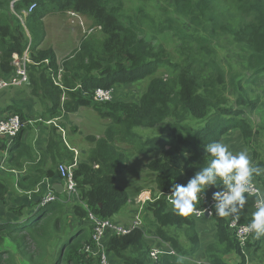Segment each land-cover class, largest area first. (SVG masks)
I'll return each instance as SVG.
<instances>
[{
    "label": "trees",
    "instance_id": "16d2710c",
    "mask_svg": "<svg viewBox=\"0 0 264 264\" xmlns=\"http://www.w3.org/2000/svg\"><path fill=\"white\" fill-rule=\"evenodd\" d=\"M32 3L36 7L28 12ZM56 12L85 15L102 38L84 36L61 63L54 47H41L47 32L44 18ZM173 43L176 52L168 49ZM225 43L235 49L244 68L230 76L220 59ZM27 48L37 63L29 66V94L50 104L46 113L51 118L90 107L112 122L103 136L89 139L92 147L75 171L76 201L55 192L57 199L42 205L44 190L32 203L12 208L20 221L0 223V264H100L99 256L84 252L93 232L88 210L112 219L129 203L128 190L117 183V176L131 160L124 143L135 145L139 154L160 151L159 157L146 163L156 173L154 200L144 204L143 227L107 235V252L121 264H151V245L145 237L149 232L171 243L181 256L196 255L201 247L197 218L170 209L166 193L174 183L186 186L209 164L212 157L206 153V144L220 141L236 129L250 147L258 134H264V0H0V77L13 72L14 55H23ZM56 78H61L57 84ZM144 80L146 89L136 100L95 98L97 89ZM4 110L27 118L14 104ZM163 123L165 131L136 145L144 129L163 130ZM58 128L52 125L48 141L56 165L70 163L75 157ZM27 129L30 127L21 133ZM19 142L14 147L17 159L31 157L30 147ZM256 165L264 167V160ZM55 174L56 169L50 168L41 176L22 175L19 189L34 192L42 178ZM254 179L264 184V175ZM226 190L217 179L204 192L215 196ZM9 193V185L0 179V201ZM25 205L33 207L28 214L22 211ZM67 205L71 211L66 210ZM215 212L216 207L211 217L216 240L205 247L204 262L165 254L161 263L248 264L229 218ZM251 219L243 217L242 222ZM67 225L72 233L61 245L60 238L69 231ZM178 230L184 231L188 245L179 238ZM263 240L253 234L247 251L264 248ZM230 252H236L240 260H228L225 255Z\"/></svg>",
    "mask_w": 264,
    "mask_h": 264
},
{
    "label": "rangeland",
    "instance_id": "374dc122",
    "mask_svg": "<svg viewBox=\"0 0 264 264\" xmlns=\"http://www.w3.org/2000/svg\"><path fill=\"white\" fill-rule=\"evenodd\" d=\"M127 3L130 4V2H127ZM126 9H130V6L126 5ZM151 9L153 11L155 10L154 8H151ZM158 14H160V12H158ZM44 22H45V28L47 32H46L45 41H43V44L41 45V47H50V46L54 47L57 53L58 61H61V63L65 56L71 54L75 49L79 47L80 41L84 36H89L91 34L96 35L99 38H102L103 36L100 33V30H98L97 27L93 26L91 23V20L87 18L85 15L78 16L70 12L65 13L64 15L60 14L59 12L50 13L44 18ZM168 49L172 52H176V45L173 43L168 47ZM234 50H235L234 48L232 49L230 48L228 43H225L224 47L222 48L220 52L221 62L229 76L231 72H237L239 70L240 71L244 70V68H242L241 59L234 54ZM18 61L22 65L28 64L26 66H20L26 69L27 74H28V80L24 85L20 87H14V88L5 90L4 92L6 93L4 94V96H8V97L15 96L19 90H24L26 93H29L30 91L32 83L30 82L31 81V77H30L31 70L29 66L35 63L32 62L30 59L25 60L23 57H18ZM17 69L18 68H14L13 72H15ZM5 77L6 76L0 77V80ZM146 83H147L146 80H144L142 82L135 83V84H129V85L128 84H117L113 86L112 88H110L109 90H111L113 100L131 101V100H136L137 98H139L141 93L146 89ZM99 94H102V93H99ZM31 98L32 99H30L28 105H32L33 109L29 110L28 108H24V111L26 112V115H27V118L25 117L24 119H28V117H35V119L42 117L44 118L45 121H47L48 119H52L54 123L58 125L57 127L64 129L63 131L61 129L60 130L63 132V135L67 139V141L70 142V139H71L75 148H77L78 157L79 155L81 156V154H83V151H82L83 149H86L88 153V151L92 147L89 144V139L91 137L96 138L95 137L96 135L103 134V132L106 131L105 129L107 128V126L111 124L112 122L110 119H104V117H102L98 111L90 107H82L81 109H79V111H76L75 113H70L71 115L64 113L59 117L51 118L46 113V110L48 109L50 104L38 97L36 98L31 97ZM95 98H97V94H95ZM19 105H21V103H19ZM33 112H37V113H33ZM252 120L255 121V123L259 122V119L256 117V115H252ZM164 125L165 123L162 124L163 128H164ZM27 126L28 127L30 126V129L27 130L26 134L28 135V137H30V136H35L37 134V132L35 131V128L37 126L43 127L47 125H45L44 122H41L39 124L27 125ZM33 126H35V128H33ZM60 130L59 132L62 133ZM165 130L166 128L162 130L161 128H158V127L144 129L142 133H140L141 136L139 135V137L136 139L135 143L136 145H140L143 138L145 140L149 137L158 136L157 134H159L160 132L162 133ZM220 142L227 144L234 153L247 150L253 165H256L259 159L264 160V134H258L253 141V145L250 147L249 145L245 143L241 132L236 129L224 135L222 139L220 140ZM122 146L129 148V152L131 154V157H130L131 160L128 163L127 169L123 173L117 176V183L121 186H124L129 192H132V196H133L132 199H133V202H135L136 198H138L139 195L142 194L143 192H147L149 190L150 191L155 190L156 185H155L154 180H155L156 173L150 170L146 166V163L154 158L159 157L160 151L154 150L151 152H145L143 154H139L137 152L138 148H136L135 145H133L134 147H132L131 145H126V143H124L122 144ZM254 146H256L255 149L257 150L256 156H254V151H253ZM4 154L5 153H0V156H3ZM85 158H86V155H85ZM260 182L263 184V181H260ZM11 188L12 186L10 185V190L13 189ZM141 188H144V189L140 191L139 193H134L136 190H139ZM49 189H52L51 185L48 186V190ZM44 190L45 188L41 186L34 192L16 191V193H12V195L10 196L8 195V196L11 197V200H16V199L18 201L31 200L34 196H39ZM45 195H46V192H45ZM203 195L204 197H207V198L209 196H213L212 194H209L206 192H204ZM6 201L11 203L9 199H7ZM201 202H200V205H201ZM12 204L13 203L9 204V207ZM134 206H135V213L133 216L135 217L136 214L139 212L138 211L139 203L137 202H135V204L133 205L132 203H128L122 210H120L117 214L113 216V219L115 221L123 220V223L124 222L128 223L132 216V209L134 208ZM12 208L13 206L10 207V209L8 210V214L10 213ZM32 208L33 207L28 206L27 208L23 209V211L24 213L28 214ZM66 210L71 211V205H67ZM141 212H142L141 216L144 221L145 212L144 211H141ZM147 216L152 218V216L149 213L147 214ZM30 218L32 217L29 215V219ZM202 219H205V218H202ZM133 220L134 219H132V223H133ZM207 221L209 224V229L211 230L210 233H206L203 230H202V233L201 231L200 233L204 238V243L208 242L209 244L212 240L213 241L216 240V239H213L215 235V224L212 219H207ZM203 225L204 224L200 220L197 219V222H196L197 231L202 229ZM67 228H68L67 230H69L68 233L60 238L59 242L61 243V245L63 241L65 239H68L70 237V234L72 233V228L68 225H67ZM183 230H178L177 233L179 235V238L182 240V242L188 245L190 242L188 238L185 237ZM246 255L248 257V264H264V248H261L260 250L256 252L254 251V249H251L250 251L246 252ZM225 256L228 257V260L233 261V262H238L240 260V257L236 252H230L226 254ZM113 259L114 257L112 258V260Z\"/></svg>",
    "mask_w": 264,
    "mask_h": 264
},
{
    "label": "clouds",
    "instance_id": "9594fccd",
    "mask_svg": "<svg viewBox=\"0 0 264 264\" xmlns=\"http://www.w3.org/2000/svg\"><path fill=\"white\" fill-rule=\"evenodd\" d=\"M35 7H36V3H32L28 9V12H31ZM70 13L78 16L79 15L83 16V14L77 12H70ZM26 52L28 53L31 61L34 62L33 59L31 58L29 48H27V50L24 52L23 55L21 56L18 54L17 55L19 57H23ZM34 63L37 64L36 62ZM14 68L17 67H15L14 65ZM12 73L13 72H11L5 78H8ZM60 79L61 78L58 79L56 78L53 80H55L54 82L55 84H57L58 80ZM11 88L14 87L6 88V89L8 90ZM48 120H50L48 121V123H54L52 119H48ZM23 121L26 122V125L31 124L33 122V120L31 119L29 120L24 119ZM39 121L47 122L42 117L41 119H39ZM26 125L24 127H26ZM59 129L63 131L62 128ZM205 150L206 153L212 157L209 164L205 167H202V170L198 172L195 175V177L192 178L186 186L175 183L172 185V193L169 203L172 205L173 211L176 212L178 215L184 217H189L193 214H195L196 216L202 215V213L197 208V204L199 203V200L203 195L204 191L207 189V187L215 184L217 182V179H219L222 181L224 185L227 186L228 191L222 194L221 193L215 194V199L220 201V203L216 205L215 214L220 217H229L232 216L233 213H237L236 216H232V217L238 219L239 214L244 210L247 200L252 198L253 195H255V211L252 213V219L247 226V230L251 233H254L255 238L257 239L264 236V187H263L264 184L260 182L263 187V192H261L259 189H255V193L253 192L254 177L264 175V167L259 165L254 166L251 162L247 150L234 153L227 144L220 141H214L206 144ZM74 151L76 154L74 160L75 158H77L78 161L80 162L77 151L76 150ZM74 160L70 163L67 162L59 163L57 165V170L59 171L60 164L69 165L72 164ZM65 193L68 194L66 188H65ZM237 205H239V209L237 208Z\"/></svg>",
    "mask_w": 264,
    "mask_h": 264
},
{
    "label": "built area",
    "instance_id": "2783aa9c",
    "mask_svg": "<svg viewBox=\"0 0 264 264\" xmlns=\"http://www.w3.org/2000/svg\"><path fill=\"white\" fill-rule=\"evenodd\" d=\"M18 55H14V65L18 69L13 72L8 78H3L0 80V91L10 88V87H17L21 86L28 80V74L24 67L20 66H26L22 65L18 61ZM25 60H29L30 57L28 53L26 52L23 56ZM31 60V59H30ZM96 91L97 98L99 101L104 100H110L112 99V93L111 90H104V89H97ZM102 93V94H99ZM26 125V122L22 120L20 115L18 114H11L6 117H0V141L2 139L7 138H15L22 128ZM79 161L77 158H75L74 162L72 164H60L59 165V172L61 177L65 181V188L68 193V195L74 199L77 197L78 188H77V182L75 180V171L77 169ZM254 190L259 189L261 192H263V187L257 179H254ZM228 191V190H226ZM224 191V192H226ZM222 192V193H224ZM171 193L172 190L166 193V201L168 203V206L170 209L172 208V205L169 203V200L171 199ZM221 193V194H222ZM153 191H147L143 192L139 195L138 198H136V202L139 203V212L136 214L135 219L133 220L132 225L130 226H124L122 224H119L115 221H113L110 218H104L96 213H94L91 210H88L89 220L92 223L93 226V232H92V242L85 244L84 251L85 253L89 254L92 253L93 255L100 257V264H113L110 258L109 253L107 252V235L110 233L114 234H127L131 232L133 229L137 227H143L144 222L143 218L141 216V211L143 210V206L147 201H153ZM75 197V198H74ZM254 198V207H255V195H253ZM57 199V196L55 194V190L49 189L46 195L43 197L41 204L44 205L48 202L54 201ZM202 201V202H201ZM201 202V205H200ZM220 203L217 199H215V196H209L204 197V195L201 196L199 203L197 204L198 210L202 213L200 216H196L193 214L192 216L199 219L203 217H212L214 212V207ZM237 208H239V205H237ZM230 210V209H229ZM208 213V214H207ZM237 213H233L232 216H236ZM232 216H229V227L230 229L235 233L241 247L243 248L244 252H247V245L248 241L252 237L254 233H251L247 230L248 224L251 222H242V218L240 217L236 219ZM145 237L148 241L155 242L154 245L151 246L149 251V260L151 264H162L161 258L165 254H172V255H178L176 250L172 247V245L161 238L160 236L156 234H149L145 233ZM198 263H202L204 261H197ZM248 262V257H247Z\"/></svg>",
    "mask_w": 264,
    "mask_h": 264
},
{
    "label": "crops",
    "instance_id": "0c3cea01",
    "mask_svg": "<svg viewBox=\"0 0 264 264\" xmlns=\"http://www.w3.org/2000/svg\"><path fill=\"white\" fill-rule=\"evenodd\" d=\"M17 90H19V89H17ZM4 91L5 90L0 91V117L1 116L6 117L7 115L12 114V110H6L5 111L4 109L8 105L14 104V103H15L14 105L22 108L23 110H24V108H28L29 110L33 109L32 105H28L30 99H32L30 97L29 93H26L24 90H19L15 96L8 97V96H4V94L6 93ZM34 98H36V97H34ZM19 103H21V105H19ZM33 113H37V112H33ZM29 119L33 120V122L31 124H27V125H34V124L41 123L39 121V119H41V117H39L38 119H35V117H28V120ZM48 121H50V120H47V122H44L45 125H47V126H43V127L37 126L36 128H35V126H33V128H35V131L37 132L38 135L36 134L35 136L28 137V135L26 134L27 130H28L27 129L25 132H22L20 135H18L15 138H7V139H3L0 141V153H5L3 156H0V178H2V180H4L9 185V187H10V185L12 186L13 189L11 188L12 190H10L9 196L12 195V193H16V191L22 192L19 189V184H18L19 180L23 177L22 175H25L27 173H31V175H34V176L35 175L41 176L44 171H46L50 168L56 169L55 176H53L52 178H42L40 181L39 187L43 186L45 188L46 193H47L49 185H51V188L55 191H56V188L59 187V185H60V187L63 186V191L59 194H63V195L66 194L65 193V182L58 175V172H57V165L58 164L56 165V163L54 162L55 155H53V153L50 151L48 152V141L50 138V131H51L50 129H51L52 125L53 126H58V125H56V123H48ZM58 133H60V132L58 131ZM62 135H63V132H62ZM66 135H67V133H66ZM103 135H104V132H103V134L96 135L95 137L100 138ZM63 138H64L65 143L69 146L70 149H74L77 151V148H75L71 139H70V142H68L67 139L64 137V135H63ZM16 141H20L19 144L21 146L27 145L30 147L31 157H25L24 160H23V158L17 159V151L18 150H16L17 148H14L16 146ZM89 144L92 146V142H90V140H89ZM82 151H83V154H81V156L79 155V157H78L79 160L85 158V155L87 154L86 149H83ZM18 163H19L20 167L17 166ZM154 182H155V180H154ZM143 189L144 188L136 190L134 193H139ZM129 194L131 196V198L129 199V203H132V205H133V204H135L136 201L133 202L132 192H129ZM9 196H7L5 198V200H3V202L0 201V223L7 222V221H11V222L20 221L19 218L16 216V213H14L12 211V209H11L10 213L8 214V210L10 209V207H12V206L15 207L16 204H19V205L20 204H30L31 202H33L35 200V198H37V196H34L31 200L18 201L17 199L11 200V197H9ZM7 199H9L11 203H13L10 207H9V204H11V203L6 201ZM253 203H254V198H250L247 200V203L245 204L244 210L240 213L241 218L252 217V213L255 211V207H254ZM27 207L28 206L25 205V208H27ZM138 208H139V206H138ZM23 213H24V211H23ZM134 213H135V206L132 209V216H131L128 223H125V222L123 223V220H116L115 221L113 218H112V220L119 223V224H122L125 226H130V225H132V219H135V217L133 216ZM203 218H205V219H202V218L198 219L204 224L203 228L200 229L198 232H199V234H201L202 230H203L206 233H210L211 230L209 229V224H208L207 219H212V218L211 217H203ZM200 231H201V233H200ZM147 233H149V232H147ZM149 234H152V233H149ZM213 239H216V234L214 235ZM201 241H202V243H201L200 251L196 255H194L193 257L181 256L177 251L176 252L178 253V255H175V256H180V257H183L185 259H190L193 261H204L205 257H206L205 247L208 245V242L204 243V238L202 235H201ZM148 243L151 246L155 244V242H153V241H148ZM109 255H110V258H111V261L113 264H121L122 263V261L119 260L114 254H109ZM113 257H114V259L112 260Z\"/></svg>",
    "mask_w": 264,
    "mask_h": 264
},
{
    "label": "water",
    "instance_id": "95a60500",
    "mask_svg": "<svg viewBox=\"0 0 264 264\" xmlns=\"http://www.w3.org/2000/svg\"><path fill=\"white\" fill-rule=\"evenodd\" d=\"M56 191H57L58 193H61V192L63 191V186L60 187V185H59V187L56 188ZM207 214H208V213H207Z\"/></svg>",
    "mask_w": 264,
    "mask_h": 264
}]
</instances>
